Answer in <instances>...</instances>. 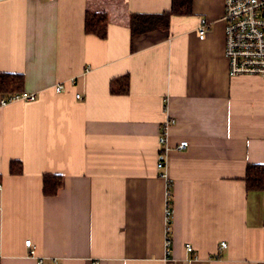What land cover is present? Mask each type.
Wrapping results in <instances>:
<instances>
[{"label":"crops","instance_id":"1","mask_svg":"<svg viewBox=\"0 0 264 264\" xmlns=\"http://www.w3.org/2000/svg\"><path fill=\"white\" fill-rule=\"evenodd\" d=\"M192 2L137 36L131 16L172 0L0 2V73L37 96L0 95V264H264V191L245 181L264 165V78L229 75L224 0ZM87 12L108 14L105 39Z\"/></svg>","mask_w":264,"mask_h":264},{"label":"built area","instance_id":"2","mask_svg":"<svg viewBox=\"0 0 264 264\" xmlns=\"http://www.w3.org/2000/svg\"><path fill=\"white\" fill-rule=\"evenodd\" d=\"M224 7L225 56L229 65V75L264 78V0H224ZM208 31V21L201 19L197 29L199 39L204 40ZM56 91L62 92L63 86L56 87ZM36 98L35 94L23 91L7 99H1V105L4 106L16 100L34 101ZM77 99H81V96L77 95ZM166 127L167 124L164 130ZM164 142L163 135L160 138V144L163 145ZM187 146L188 143L183 142L180 144V149H185ZM158 164L159 169L164 168L163 159ZM26 245L32 247V242L29 240ZM170 245L171 240L168 238L167 247ZM221 247L225 248L227 244L223 242ZM187 250L192 252V246H188Z\"/></svg>","mask_w":264,"mask_h":264},{"label":"trees","instance_id":"3","mask_svg":"<svg viewBox=\"0 0 264 264\" xmlns=\"http://www.w3.org/2000/svg\"><path fill=\"white\" fill-rule=\"evenodd\" d=\"M192 0H172L171 8L160 14H133L130 19L132 36L144 34L153 30L167 31L170 29L174 16H187L192 14ZM85 18V31L102 39L107 36L108 14L104 12H87ZM119 81V80H117ZM112 83L113 94L125 95L129 91L128 76L122 77L119 84ZM24 78L21 75L0 73V95L7 99L22 92ZM10 173L20 175L23 173V164L14 160L10 164ZM1 181V176H0ZM245 181L248 189L264 191V165H249L246 170ZM63 178L59 175L46 174L43 178V193L46 197H55L62 187ZM169 204H171V199ZM170 206V205H169Z\"/></svg>","mask_w":264,"mask_h":264}]
</instances>
